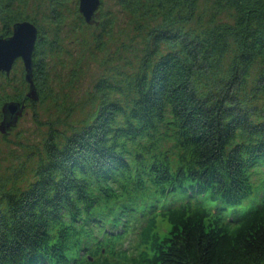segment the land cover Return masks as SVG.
I'll list each match as a JSON object with an SVG mask.
<instances>
[{"label":"trees","instance_id":"16d2710c","mask_svg":"<svg viewBox=\"0 0 264 264\" xmlns=\"http://www.w3.org/2000/svg\"><path fill=\"white\" fill-rule=\"evenodd\" d=\"M31 1L0 0V35L42 27ZM119 4L144 30L142 56L118 83L98 80L69 133L49 128L31 181L0 175V264H264V0ZM55 38L39 29V100L24 87L0 107L52 94Z\"/></svg>","mask_w":264,"mask_h":264},{"label":"rangeland","instance_id":"374dc122","mask_svg":"<svg viewBox=\"0 0 264 264\" xmlns=\"http://www.w3.org/2000/svg\"><path fill=\"white\" fill-rule=\"evenodd\" d=\"M54 1L64 3L61 7L63 22L59 26L47 17L52 0H32L27 7L28 14L38 20L42 27L35 24L45 35L51 39L54 34L58 40L43 61L48 72L46 84L52 88V94L47 93L46 100L36 106V111L33 107L27 108L7 136L0 133V175L22 167L25 172L23 185L33 179L32 170L39 160L41 143L49 128L53 126L69 133L74 125L82 122L93 110L91 99L98 80L105 77L118 83L122 73L127 75L133 71L137 55L142 56L146 43L144 30H137L136 24L131 23L132 14L120 6L119 0H102L98 23L93 25L86 23L80 13V0ZM106 17L108 24L104 26ZM98 34L104 42L102 49L97 46ZM9 77L12 80L0 74V94L12 96L24 87L27 93L21 59L16 61ZM113 98L125 99V96L114 93Z\"/></svg>","mask_w":264,"mask_h":264},{"label":"water","instance_id":"95a60500","mask_svg":"<svg viewBox=\"0 0 264 264\" xmlns=\"http://www.w3.org/2000/svg\"><path fill=\"white\" fill-rule=\"evenodd\" d=\"M102 0H80L79 11L86 23H98ZM39 37L38 26L30 21L23 20L14 24L10 36L0 35V72L10 75L18 59L23 62L25 79L29 84L26 94L30 100H39L37 86L34 81V52ZM27 103L25 101H7L1 107L2 120H0L1 134L10 133L25 114Z\"/></svg>","mask_w":264,"mask_h":264}]
</instances>
